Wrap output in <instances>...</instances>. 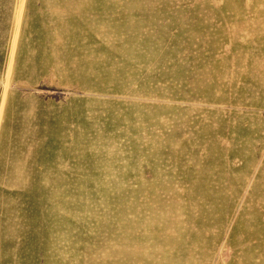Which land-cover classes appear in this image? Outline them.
<instances>
[{
    "label": "rangeland",
    "instance_id": "374dc122",
    "mask_svg": "<svg viewBox=\"0 0 264 264\" xmlns=\"http://www.w3.org/2000/svg\"><path fill=\"white\" fill-rule=\"evenodd\" d=\"M0 264H264V0H0Z\"/></svg>",
    "mask_w": 264,
    "mask_h": 264
}]
</instances>
